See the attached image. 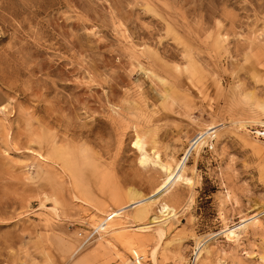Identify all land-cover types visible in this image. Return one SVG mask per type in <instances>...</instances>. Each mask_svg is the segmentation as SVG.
Segmentation results:
<instances>
[{
	"label": "rangeland",
	"instance_id": "374dc122",
	"mask_svg": "<svg viewBox=\"0 0 264 264\" xmlns=\"http://www.w3.org/2000/svg\"><path fill=\"white\" fill-rule=\"evenodd\" d=\"M108 262L264 264V0H0V264Z\"/></svg>",
	"mask_w": 264,
	"mask_h": 264
},
{
	"label": "bare ground",
	"instance_id": "6f19581e",
	"mask_svg": "<svg viewBox=\"0 0 264 264\" xmlns=\"http://www.w3.org/2000/svg\"><path fill=\"white\" fill-rule=\"evenodd\" d=\"M224 232H226V236L229 238H233L235 236L234 229H226Z\"/></svg>",
	"mask_w": 264,
	"mask_h": 264
},
{
	"label": "built area",
	"instance_id": "2783aa9c",
	"mask_svg": "<svg viewBox=\"0 0 264 264\" xmlns=\"http://www.w3.org/2000/svg\"><path fill=\"white\" fill-rule=\"evenodd\" d=\"M107 264H114V263H112V262H108Z\"/></svg>",
	"mask_w": 264,
	"mask_h": 264
}]
</instances>
